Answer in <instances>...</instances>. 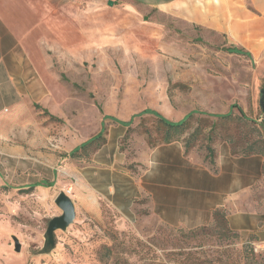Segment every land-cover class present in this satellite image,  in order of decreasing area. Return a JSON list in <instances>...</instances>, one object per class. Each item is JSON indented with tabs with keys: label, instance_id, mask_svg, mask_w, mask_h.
I'll list each match as a JSON object with an SVG mask.
<instances>
[{
	"label": "rangeland",
	"instance_id": "rangeland-1",
	"mask_svg": "<svg viewBox=\"0 0 264 264\" xmlns=\"http://www.w3.org/2000/svg\"><path fill=\"white\" fill-rule=\"evenodd\" d=\"M134 8L130 15L126 4L109 6L108 26L94 30L91 48L56 54L55 110L0 113V264H264V247L255 250L221 220L193 231L168 227L148 211L126 221L109 203L93 209L69 188L66 163L82 155L105 115L128 118L152 107L178 122L193 113L181 136L192 150L207 155L209 146L227 142L234 153L264 152V60L230 53L226 39L196 24ZM230 112L224 124L216 117ZM214 121L222 139L210 142ZM138 130L121 141L128 157L161 143ZM40 181L54 185L31 188ZM61 192L74 201L76 218L46 248L49 222L62 214L55 204Z\"/></svg>",
	"mask_w": 264,
	"mask_h": 264
},
{
	"label": "crops",
	"instance_id": "crops-1",
	"mask_svg": "<svg viewBox=\"0 0 264 264\" xmlns=\"http://www.w3.org/2000/svg\"><path fill=\"white\" fill-rule=\"evenodd\" d=\"M110 1L114 8L126 4L130 15L139 4L178 17L264 60V0H0V113L55 110L56 54L62 47L70 54L71 45L73 54L91 48L94 30L108 26ZM148 109L160 113L150 107L102 120L98 135L103 133L104 143L95 151L86 145L66 163L75 196L82 191L93 209L105 201L126 221L148 211L160 223L187 231L214 225L219 214L243 242L263 245L264 154L234 153L224 142L210 161L173 140L128 157L121 141L150 117L137 116ZM132 118L130 126L121 123Z\"/></svg>",
	"mask_w": 264,
	"mask_h": 264
},
{
	"label": "trees",
	"instance_id": "trees-1",
	"mask_svg": "<svg viewBox=\"0 0 264 264\" xmlns=\"http://www.w3.org/2000/svg\"><path fill=\"white\" fill-rule=\"evenodd\" d=\"M146 18V17H145ZM230 53H235L238 55H245L248 57H251L249 53L245 52L242 49L236 48V47H231L229 49H227ZM37 107L39 108V106L37 105ZM232 108H238V110L243 114V110L238 107L237 105H233ZM46 114H48L47 111H45ZM193 114V113H192ZM192 114L186 116L183 120L179 121V122H173L171 120H168L167 118L163 117L160 113L154 111V110H145L143 112H141L140 114H138L137 116H143V115H150L149 119H151V121L154 123V126L151 128H148L145 126V122H143V120L141 121L140 126H138L139 130L138 132H142L144 134L147 135V142L151 141V142H159L161 141L160 144L164 143V142H170L173 140H182V137L184 132L188 129L189 125V119L191 118ZM231 116V112L227 115H221V116H216L217 118L221 119V123L224 124L223 122H226L228 120V118H230ZM104 119H113L118 121L117 119H115L114 117L111 116H104ZM147 120V119H146ZM225 120V121H224ZM123 124H128V126H130L133 123V118L129 121V122H121ZM219 128V121H214L211 125V132L208 134L207 139L212 142L214 140L215 137L221 138L222 139V135L218 136L216 134L215 131H217ZM132 128H130V130L128 131L127 135L131 132ZM158 134H161L163 137L161 138H157ZM198 134V132H197ZM216 134V135H215ZM126 135V136H127ZM156 135V138H153L151 136ZM196 135V134H195ZM125 136V137H126ZM91 146H93V151H95L96 149H98L100 147V145H102V143H104V138H103V133H100L96 139L92 138L90 141H88V143H84L82 145V147H86V145L91 144ZM160 144H154L152 145L150 148H154ZM187 150H192V147H190L188 144H185ZM77 151V148L75 149ZM209 153L207 154V157L210 159V161L213 160L214 154H215V150L213 147L209 146L208 147ZM263 153L261 151H256V152H247V151H243L240 154H249V153ZM75 155V151L73 153ZM54 183L50 182V181H40V182H35L31 185V188H35L38 186H42V187H51L53 186ZM218 216V221L221 220V223H223L224 225H226V223L224 222L223 218L219 217V214L216 215V218ZM227 227V226H226Z\"/></svg>",
	"mask_w": 264,
	"mask_h": 264
},
{
	"label": "water",
	"instance_id": "water-1",
	"mask_svg": "<svg viewBox=\"0 0 264 264\" xmlns=\"http://www.w3.org/2000/svg\"><path fill=\"white\" fill-rule=\"evenodd\" d=\"M114 3L113 1L109 2V5L112 6ZM260 106L264 113V89L261 91V98H260ZM55 204L57 207L62 211L60 216L54 217L49 222L47 228V242L46 248H52L55 246V233L58 230L66 231L75 221L76 218V206L72 198L65 192H61L56 200ZM16 243V250H20V245L17 240Z\"/></svg>",
	"mask_w": 264,
	"mask_h": 264
},
{
	"label": "built area",
	"instance_id": "built-area-1",
	"mask_svg": "<svg viewBox=\"0 0 264 264\" xmlns=\"http://www.w3.org/2000/svg\"><path fill=\"white\" fill-rule=\"evenodd\" d=\"M264 247V245H258L255 250H258L259 248L262 249Z\"/></svg>",
	"mask_w": 264,
	"mask_h": 264
}]
</instances>
